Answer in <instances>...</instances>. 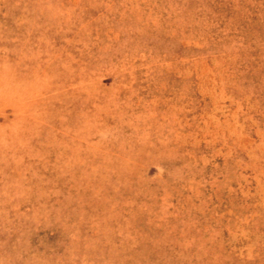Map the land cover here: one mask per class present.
<instances>
[{"label":"rangeland","instance_id":"1","mask_svg":"<svg viewBox=\"0 0 264 264\" xmlns=\"http://www.w3.org/2000/svg\"><path fill=\"white\" fill-rule=\"evenodd\" d=\"M0 264H264V0H0Z\"/></svg>","mask_w":264,"mask_h":264}]
</instances>
